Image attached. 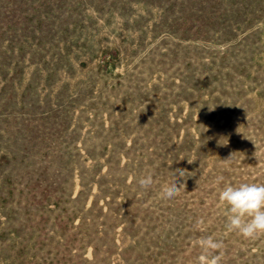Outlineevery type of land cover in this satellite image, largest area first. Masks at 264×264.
Instances as JSON below:
<instances>
[{"label":"rangeland","instance_id":"374dc122","mask_svg":"<svg viewBox=\"0 0 264 264\" xmlns=\"http://www.w3.org/2000/svg\"><path fill=\"white\" fill-rule=\"evenodd\" d=\"M242 182L264 183V0H0V264H194L206 235L264 264L217 206Z\"/></svg>","mask_w":264,"mask_h":264},{"label":"clouds","instance_id":"9594fccd","mask_svg":"<svg viewBox=\"0 0 264 264\" xmlns=\"http://www.w3.org/2000/svg\"><path fill=\"white\" fill-rule=\"evenodd\" d=\"M192 162L193 160L188 161ZM171 172L172 178L161 187V197L164 199L178 196L181 188H185L182 181L189 176L184 169ZM223 182V176H218L215 180L217 186ZM138 184L144 189L150 187L153 184L152 175L149 173L142 176ZM217 206L226 217L225 227L228 232H236L250 240L264 235V183H224L217 192ZM197 223L202 225L203 218ZM191 243L200 250L194 264H222L225 247L222 239L206 235L193 239Z\"/></svg>","mask_w":264,"mask_h":264}]
</instances>
